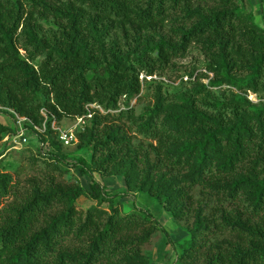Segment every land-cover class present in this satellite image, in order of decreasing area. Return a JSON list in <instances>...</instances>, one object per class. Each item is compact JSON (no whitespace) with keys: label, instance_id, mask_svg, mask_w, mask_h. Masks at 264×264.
I'll return each instance as SVG.
<instances>
[{"label":"trees","instance_id":"trees-1","mask_svg":"<svg viewBox=\"0 0 264 264\" xmlns=\"http://www.w3.org/2000/svg\"><path fill=\"white\" fill-rule=\"evenodd\" d=\"M260 11L261 24L245 0H0V107L51 147L23 181L0 167V264H150L143 245L168 230L120 208L94 172L187 224L185 264H264ZM192 46L204 68L172 90L159 81L138 111L147 78ZM78 117L90 159L69 164L53 122ZM10 130L0 121V141ZM67 166L88 189L61 179ZM82 195L97 203L79 208Z\"/></svg>","mask_w":264,"mask_h":264},{"label":"rangeland","instance_id":"rangeland-1","mask_svg":"<svg viewBox=\"0 0 264 264\" xmlns=\"http://www.w3.org/2000/svg\"><path fill=\"white\" fill-rule=\"evenodd\" d=\"M264 5V0H245V4L249 8L253 5L257 15L261 17L260 4ZM260 13V14H259ZM264 15V14H263ZM258 16V21L263 23L262 19ZM205 58L199 49L192 46L187 52L185 57L176 58L171 66L157 75L150 76L144 82L139 101L134 99L132 105L137 110L150 103L156 86L159 81H163L166 88L170 90L186 84L190 79L189 74L193 71L204 68ZM156 79L153 83L151 80ZM207 82V79H205ZM251 99H256V96L250 93ZM90 107H99L97 104H92ZM0 107V121L10 126L11 130L3 136L0 141V167L8 170L13 174L16 180H25L26 177L37 173L42 167L41 162L37 166L32 165L31 156L38 155L40 150L50 152L51 147L43 146L37 139V136L25 127L24 119L17 116L16 119L12 118L7 113L3 112ZM46 114V109H43ZM85 121L78 120L77 118H63L60 122H53V127L58 131V134L72 130L75 134L83 128ZM39 129V128H38ZM42 131V129H40ZM63 145L62 152L66 154L65 160L69 164H74L79 157L90 159V153L86 150L80 149L77 142ZM68 172L61 178L65 182L78 183L84 188L88 189L91 183V177L82 173L79 168L74 166H67ZM93 176L105 185L106 190L115 196L119 202L120 208L123 210H133L135 206L138 208H147L159 220L161 224L168 230L169 235L161 230L154 233L150 242L143 245V252L149 257L150 264H185L178 260V246L186 238L189 237L187 224L184 221H176L172 215L166 211L158 201L149 197L145 193H132L130 195H123L126 190V183L122 175L104 176L98 172H94ZM97 202L93 201L86 195H82L77 199L79 208L87 209ZM102 207L108 208V203H103Z\"/></svg>","mask_w":264,"mask_h":264},{"label":"built area","instance_id":"built-area-1","mask_svg":"<svg viewBox=\"0 0 264 264\" xmlns=\"http://www.w3.org/2000/svg\"><path fill=\"white\" fill-rule=\"evenodd\" d=\"M141 77L143 78V75H141ZM91 115L92 114L89 113L87 116L91 117ZM23 119H25V118H23ZM77 119L78 120H83V117H78ZM58 137H59V140L61 142L65 143L66 145H69V144H72L74 142H77L76 134L72 130H69L68 132L61 131V133L59 134Z\"/></svg>","mask_w":264,"mask_h":264},{"label":"crops","instance_id":"crops-1","mask_svg":"<svg viewBox=\"0 0 264 264\" xmlns=\"http://www.w3.org/2000/svg\"><path fill=\"white\" fill-rule=\"evenodd\" d=\"M260 13H261V12H260ZM260 13H259V14H260ZM258 16H259V15H256V20H257V22H258V23H260V24H261V22H260V21H258ZM259 17H260V16H259ZM260 19H261V17H260Z\"/></svg>","mask_w":264,"mask_h":264}]
</instances>
